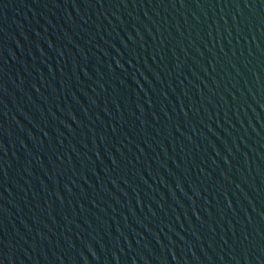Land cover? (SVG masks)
<instances>
[{
	"label": "water",
	"instance_id": "95a60500",
	"mask_svg": "<svg viewBox=\"0 0 264 264\" xmlns=\"http://www.w3.org/2000/svg\"><path fill=\"white\" fill-rule=\"evenodd\" d=\"M0 264H264V0H0Z\"/></svg>",
	"mask_w": 264,
	"mask_h": 264
}]
</instances>
